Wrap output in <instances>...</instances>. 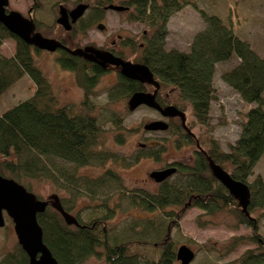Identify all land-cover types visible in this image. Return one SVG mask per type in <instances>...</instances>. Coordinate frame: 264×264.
<instances>
[{
    "label": "trees",
    "instance_id": "trees-1",
    "mask_svg": "<svg viewBox=\"0 0 264 264\" xmlns=\"http://www.w3.org/2000/svg\"><path fill=\"white\" fill-rule=\"evenodd\" d=\"M129 2L133 6L132 18L152 29L144 62L156 75L180 87L191 101L200 123L207 124L210 104L217 99L212 82L216 63L233 55L238 58L234 66L221 74L222 80L245 103L254 104L239 117L238 137L229 143L227 151L210 139V146L206 151L197 152L187 174L181 180L158 186L157 193L135 191L127 194L128 189L122 187L117 169L118 158L100 148L103 130L98 118L89 113L87 96L78 107L60 104L44 72L33 59L38 51L0 23V45L6 38L16 40L12 54L7 56L0 51V93L23 74L29 75L34 83L29 97L0 113V175L14 179L39 199L41 197L34 191L35 182L52 183L69 194V197L56 194L57 204H47L44 211L37 213L42 241L58 264H82L89 256H99L105 264H173L175 243L168 236L171 224L179 228L174 218L181 216L182 207H198L203 210L201 216H213L226 209L228 214L235 216L234 228L244 225L250 233L233 235L224 244L215 243L213 248L224 256L238 245L251 242L255 245L253 248L227 264L263 263L264 179L259 174L252 180L248 177L264 153V56L255 53L223 18L207 13L194 0L189 4L199 12L204 27L193 35L187 51L166 49L168 18L188 1ZM71 61L66 60L62 65L71 66ZM73 69L80 83L79 72L84 71V66L75 64ZM118 88L127 94L140 89L138 83L127 82L124 78L119 81ZM109 116L107 120L116 129L121 128L119 121L123 116ZM121 134H116L117 141ZM157 155L154 153L155 157ZM92 165H100L103 170L96 176L80 172L81 168ZM217 169L247 185L244 209L215 177ZM106 192L109 194L105 195ZM115 192L127 197L132 206L154 214L153 218L145 216L140 218L142 222L129 227L137 236L128 233L118 238L111 233L108 225L119 207L117 202L110 204ZM82 195L94 201L93 205L85 206L87 211L83 213L76 209L77 197ZM197 223L207 222L198 216ZM142 244L152 249L159 247L156 258L142 259L138 251L131 249ZM0 264H29V260L16 242L11 250L1 254Z\"/></svg>",
    "mask_w": 264,
    "mask_h": 264
},
{
    "label": "rangeland",
    "instance_id": "rangeland-1",
    "mask_svg": "<svg viewBox=\"0 0 264 264\" xmlns=\"http://www.w3.org/2000/svg\"><path fill=\"white\" fill-rule=\"evenodd\" d=\"M194 1L199 8L204 9L207 13L216 14L223 18L226 24H230L234 28L235 34L245 40L255 53L261 57L264 56V0ZM66 2V6L71 7L74 0H67ZM27 4L28 0H9V6L21 12ZM107 13L111 15L107 22L108 29L126 30L121 25L122 16H118L112 11H107ZM203 27L204 22L199 12L191 5L184 6L168 18L165 48L187 51L193 35ZM131 28L139 32L143 29L152 30L149 25L137 20L132 22ZM98 38H100V32L95 26H92L86 35L75 37L74 43H76V40L85 41ZM13 50V41L9 38L4 39L0 45V51L8 56L13 53ZM33 59L44 72L51 84L52 92L60 104L77 107L81 105L82 92L80 88L75 85L71 75L58 64L52 54L35 53L33 54ZM238 61V58L233 55L230 59L218 62L215 65L212 82L216 89L217 99L210 104L209 124L206 128L200 127L198 123L194 122L192 128V131L200 137L201 145L204 149L207 148L208 141L214 139L218 142L220 149L227 151L229 143H233L239 135L240 126L238 120L240 115L254 105L253 103H245L239 94L231 89L221 78V74ZM113 76L112 73H108L100 79L94 88L95 95L92 97V102L89 103V107L98 118L103 130L100 148L107 149L118 158L117 169L121 176L122 187L128 189L126 191L127 194L135 191L141 192V190H154L157 184L152 182L148 173L158 168L165 160L190 158L193 146L177 149L166 139L165 133L144 130L143 125L150 120L156 119L158 117L157 114L152 109L144 106L129 109L128 99L125 97L108 98V90L112 85ZM33 91L34 83L32 79L29 75L23 74L5 91L0 93V113L4 109L29 97ZM112 112L123 115L119 121L121 127L119 129H116L107 120L110 117L109 115L113 114ZM118 133H122L120 138L117 137L120 141L116 140V134ZM142 143L146 147H141L140 144ZM155 152L158 154L157 157L154 156ZM109 163H106V165H109ZM102 170V166L92 165L81 168L80 172L96 176ZM258 174L264 179V153L255 163L252 175L248 179L252 180ZM176 177H172V179ZM33 186L35 193L43 200L51 199L56 194L69 197L68 193L57 189L54 184L49 182H35ZM107 194L109 193L106 192L105 195ZM93 202L85 195L77 197L76 209L83 213L87 211L85 206L93 205ZM114 202H117L119 207L108 226L111 233L115 234V236L117 235L118 238L127 236L128 233L130 234L129 227L133 223L142 222L139 221L141 220L140 218L149 215L145 211L132 206L129 199L122 197L120 192L112 194L110 204L112 205ZM201 214H204L203 210L198 207L186 208L185 211H182L179 218H174V222L178 223L179 228L177 229L174 224L170 226L168 239L170 238L174 241L175 246L187 244L195 250V256L189 264H227L239 258L245 250L255 246L251 242L242 243L227 255H220L213 248L215 243L218 245L224 244L233 235H247L250 233V229L244 225L234 228L235 216L228 214L226 209L213 216H201ZM149 216L153 218L154 214ZM198 216L199 219L201 218L207 223L199 225L197 223ZM4 217L5 223L0 227V256L5 251L11 250L17 242L11 219L5 213ZM261 222V230H264V217H261ZM130 236H137V233H131ZM131 249L138 251L140 257L146 260L156 258V254L160 250L159 247L152 249L143 244L133 246ZM82 264L105 263L99 256H89Z\"/></svg>",
    "mask_w": 264,
    "mask_h": 264
},
{
    "label": "flooded vegetation",
    "instance_id": "flooded-vegetation-1",
    "mask_svg": "<svg viewBox=\"0 0 264 264\" xmlns=\"http://www.w3.org/2000/svg\"><path fill=\"white\" fill-rule=\"evenodd\" d=\"M66 1L28 0V4L21 12L15 8H11L9 6V0H7V4L4 7L5 12L16 11L29 23V34L27 37L23 38L15 34L13 35L27 42L38 53L43 52L45 55L46 53L52 54L58 64L71 75L75 85L80 88L82 92L81 103L85 101L86 96L88 105L92 102V97L95 95V86L108 73H112L114 76L107 97L127 98L129 109H131L129 107V99L133 93L143 92L150 94L152 98L150 104H140L137 107L144 106L152 109L158 117L149 122L161 120L167 124V127L165 129L146 131H160L165 133L166 139L175 148L180 149L185 146H193V150L192 155L190 154V158L188 159L165 160L158 168L153 169L161 170L171 166L175 167V171L162 181L156 182L149 177L152 182L157 184L156 188L148 191L141 190V192L157 193L158 186L171 183L177 179L181 180L182 176L187 174V170L193 166L197 152L206 151L210 145V141H208L207 148H202L200 137L192 131L194 122L198 123L200 127L207 128L209 124V113L207 124H202L197 121L191 101L185 97L180 87L156 75L150 66L144 62L146 47H148L147 43L151 39L152 30L143 29L140 32L132 30L131 24L134 22V19L132 18L133 6L129 2L130 0H74L71 7L66 6ZM179 1L184 2V0ZM187 1L188 3L184 6L190 5L189 1L191 0ZM80 4L85 5L82 13L72 15V10ZM107 11H112L118 16H122L121 25L126 30L108 29L107 22L111 18V15ZM92 26H95L100 32V38L85 41L76 40V43H74L75 37L86 35ZM35 34L53 40L56 43L55 48L48 50L37 47L33 38ZM9 39L13 41L15 47L16 40L14 38ZM71 59V66L62 65L63 62L65 63L66 60ZM125 61L147 66L151 72V78H131L125 76L121 71L122 62ZM75 64L84 66V71L79 72L80 83L77 81L76 71L73 69ZM123 78L127 82L133 81L138 83L140 89L131 94H127L128 92L120 88L116 89L119 81ZM89 113L96 116L93 114L91 108L89 109ZM112 113L123 116L120 113ZM204 141L206 140L204 139ZM204 144L206 145V143ZM141 147H146V145L142 143ZM172 177L176 178L172 179ZM215 177L218 179L216 175ZM57 201V197H52L48 199L47 204L55 206ZM185 209V207H182L181 210L185 211ZM176 246L175 262L173 264L179 263V260L176 258V250L179 245ZM190 248L195 252L192 247Z\"/></svg>",
    "mask_w": 264,
    "mask_h": 264
},
{
    "label": "water",
    "instance_id": "water-1",
    "mask_svg": "<svg viewBox=\"0 0 264 264\" xmlns=\"http://www.w3.org/2000/svg\"><path fill=\"white\" fill-rule=\"evenodd\" d=\"M7 0H0V23L12 34L27 37L29 23L16 11L5 12ZM85 5L80 4L72 15L81 14ZM37 47L52 50L56 43L53 40L42 37L39 34L33 36ZM122 73L131 78H151V72L143 64L122 62ZM151 95L143 92H135L129 99V107L136 108L140 104H150ZM167 124L161 120L151 121L144 124V130L165 129ZM142 144H140L141 146ZM175 167H167L161 170H153L149 173L154 181L159 182L171 175ZM214 174L228 189L230 194L237 198L242 208H245L248 188L241 181L232 179L229 174L221 169L215 170ZM53 198H56L54 195ZM47 201L39 199L35 194L28 191L23 185L12 178L0 175V227L5 223L4 213L11 219L17 243L28 256L29 264H58L51 251L42 241V228L37 221V213L44 211ZM195 256V252L186 244L177 247L176 258L178 264H189Z\"/></svg>",
    "mask_w": 264,
    "mask_h": 264
}]
</instances>
